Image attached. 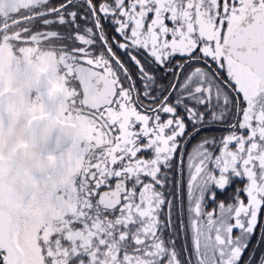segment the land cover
Listing matches in <instances>:
<instances>
[{"label": "snow or ice", "instance_id": "1", "mask_svg": "<svg viewBox=\"0 0 264 264\" xmlns=\"http://www.w3.org/2000/svg\"><path fill=\"white\" fill-rule=\"evenodd\" d=\"M33 51L59 138L0 162V264H264V0H0Z\"/></svg>", "mask_w": 264, "mask_h": 264}, {"label": "flooded vegetation", "instance_id": "2", "mask_svg": "<svg viewBox=\"0 0 264 264\" xmlns=\"http://www.w3.org/2000/svg\"><path fill=\"white\" fill-rule=\"evenodd\" d=\"M54 64V58L45 51H33L24 58L6 52L0 59V162L6 174L13 168L30 172L16 154L30 148L41 157V150L59 138V125L51 111L61 91ZM46 159L54 163V157ZM45 167L38 166V170Z\"/></svg>", "mask_w": 264, "mask_h": 264}, {"label": "water", "instance_id": "3", "mask_svg": "<svg viewBox=\"0 0 264 264\" xmlns=\"http://www.w3.org/2000/svg\"><path fill=\"white\" fill-rule=\"evenodd\" d=\"M16 158L18 160V162L23 166V168L28 169V170H32L33 168L35 169H39V168H44L45 169L49 166L52 165V162L50 159H42L37 153L36 151L32 150V149H24L19 151L16 154ZM39 166V168H38Z\"/></svg>", "mask_w": 264, "mask_h": 264}]
</instances>
